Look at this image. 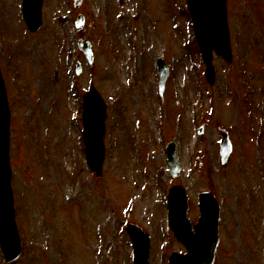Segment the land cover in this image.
Segmentation results:
<instances>
[{
	"label": "rangeland",
	"instance_id": "rangeland-1",
	"mask_svg": "<svg viewBox=\"0 0 264 264\" xmlns=\"http://www.w3.org/2000/svg\"><path fill=\"white\" fill-rule=\"evenodd\" d=\"M43 2V26L30 33L21 0H0V68L22 243L12 264H131L123 229L129 221L151 236L149 264H168L172 251H184L166 220L165 194L175 183L186 189L194 222L197 193L215 195L216 264H264V0H228L233 61L227 66L214 57L213 85L202 77L185 0H82L77 9L72 0ZM76 14L85 19L92 67L77 50ZM60 16L68 21L59 23ZM157 57L170 68L161 108ZM90 83L107 104L100 177L87 169L80 146V103ZM218 128L232 143L225 166ZM168 141L178 147L177 180L166 167Z\"/></svg>",
	"mask_w": 264,
	"mask_h": 264
},
{
	"label": "water",
	"instance_id": "water-1",
	"mask_svg": "<svg viewBox=\"0 0 264 264\" xmlns=\"http://www.w3.org/2000/svg\"><path fill=\"white\" fill-rule=\"evenodd\" d=\"M43 0H23V16L30 32H37L42 27L41 8ZM80 1V0H76ZM79 4L76 3V6ZM190 16L193 19L194 33L199 44L205 76L210 84L214 83V68L212 65V50L230 65L231 47L227 26V0H187ZM63 21V20H62ZM64 22V21H63ZM84 23L82 16L78 17L77 29L81 30ZM81 52L90 64L93 52L89 42L79 44ZM162 72L161 89L167 75V69L162 60L158 62ZM83 125L86 159L89 168L101 173L104 157L103 134L105 119V104L99 93L91 85L84 95ZM4 82L0 73V250L7 263L18 259L21 252V241L17 232L15 211L13 207V190L11 186L12 171L9 161V127L10 112L8 108ZM220 155L221 162L228 161L231 146L226 132L221 131ZM176 157L173 156V172L179 170ZM188 200L183 189L174 187L169 195L170 224L176 238L188 250L185 254L174 252L170 256V264H214L219 243V207L215 198L208 193L199 195L201 216L194 229L186 219ZM134 246V264H148L149 237L143 230L133 224L126 227Z\"/></svg>",
	"mask_w": 264,
	"mask_h": 264
}]
</instances>
